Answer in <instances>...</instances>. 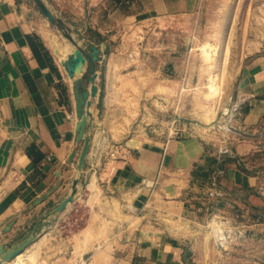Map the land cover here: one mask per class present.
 Returning <instances> with one entry per match:
<instances>
[{
  "label": "crops",
  "instance_id": "0c3cea01",
  "mask_svg": "<svg viewBox=\"0 0 264 264\" xmlns=\"http://www.w3.org/2000/svg\"><path fill=\"white\" fill-rule=\"evenodd\" d=\"M140 1L144 0L130 4ZM157 1L164 9L149 15L160 19L169 7L165 0ZM88 2L96 6L98 26L93 28L109 32L105 21L116 19L118 2ZM193 3L172 4L174 12H183ZM143 15L122 14L120 19L126 22ZM39 23L29 0H7L0 6V243L7 248L71 194L83 147L76 133L75 84ZM92 45L103 57L110 47L88 44ZM123 51L117 46L105 67L100 61L96 64L97 71L105 72L96 81L102 94L93 102L94 116L86 130L91 142L79 192L62 212L44 221L37 239L24 251L36 250L38 264H197L193 229L181 220L185 217L180 199L188 190L206 192L217 153L190 135L127 136L126 119L120 115L124 95L134 94L138 65L124 59ZM243 70L252 88L250 95H244L250 99L245 116L256 119L264 111V63L254 59ZM90 87L91 82L86 89ZM227 175L231 183L252 182L234 166H229ZM60 181L62 185L47 199L34 203Z\"/></svg>",
  "mask_w": 264,
  "mask_h": 264
},
{
  "label": "rangeland",
  "instance_id": "374dc122",
  "mask_svg": "<svg viewBox=\"0 0 264 264\" xmlns=\"http://www.w3.org/2000/svg\"><path fill=\"white\" fill-rule=\"evenodd\" d=\"M43 1L56 23L29 0L52 51L51 37L59 51L68 52L66 59L76 47L87 51L95 42L110 45L96 64L105 67L117 46L124 59L136 60V88L133 95H124L120 115L125 116L127 136L190 135L217 153L206 192L188 190L180 199L181 220L193 229L196 263L264 264V111L256 119L246 118L250 99L244 95L252 88L243 70L254 59L264 63V0H195L183 12H174L175 0H165L169 11L160 19L149 15L164 9L157 0L135 5L116 0L120 12L105 21L111 28L105 34L93 28L98 26L96 6L88 0ZM138 12L145 15L120 19ZM99 71L97 80L105 72ZM229 166L252 182L231 183ZM35 258L37 252L32 264H38Z\"/></svg>",
  "mask_w": 264,
  "mask_h": 264
},
{
  "label": "water",
  "instance_id": "95a60500",
  "mask_svg": "<svg viewBox=\"0 0 264 264\" xmlns=\"http://www.w3.org/2000/svg\"><path fill=\"white\" fill-rule=\"evenodd\" d=\"M36 8L41 11L52 23H56V17L47 7L43 0H35ZM74 45L78 44L74 42ZM91 53H88L81 47H76L72 50V54L66 59L62 65L65 67L68 76L74 79L75 92L77 97V115L78 123L76 125V133L78 141H83L82 151L77 164L78 175L74 180L73 189L71 194L62 201V203L52 212L47 213L42 219H40L33 229L27 231L18 241L14 242L9 248L5 244L0 243V264H6L14 260L18 255L22 254L38 237V233L43 226L44 221L48 220L52 215L62 212L68 203L73 202L82 180V172L86 156L90 149L91 136L86 132L88 125L90 124L94 114L92 111V105L96 98H100L102 91L97 84L98 72L96 71V61L100 60V50L92 45L90 47ZM88 63L91 64V68L87 69ZM91 72L90 90L86 89V77ZM76 149H74L70 155V163L75 164ZM62 185L60 181L55 188L46 193L44 196L39 197L34 201L35 204L41 203L44 199H47L54 191H56ZM11 229L9 225L6 231Z\"/></svg>",
  "mask_w": 264,
  "mask_h": 264
},
{
  "label": "bare ground",
  "instance_id": "6f19581e",
  "mask_svg": "<svg viewBox=\"0 0 264 264\" xmlns=\"http://www.w3.org/2000/svg\"><path fill=\"white\" fill-rule=\"evenodd\" d=\"M50 40H51V41H50L51 43H49V44L51 45V47H52V49H53V52L55 53V55H56V57H57L59 63H60L61 66H62V68L65 69V67L62 65V63L66 60L68 52L65 53V52H61V51H59V49H58V45H57V43L55 42V38H52V37H51ZM65 71H66V69H65ZM66 75H67V74H66ZM69 79H70V82H71V83L74 82L72 78L69 77ZM70 85H71V84H70ZM34 245H35V244H34ZM35 254H36V251H34V253L32 252V253H29V254H25V253L23 252L22 254L18 255L13 261L15 262V264H32V260L34 259ZM35 260H36V258H35ZM35 260H34V261H35Z\"/></svg>",
  "mask_w": 264,
  "mask_h": 264
},
{
  "label": "built area",
  "instance_id": "2783aa9c",
  "mask_svg": "<svg viewBox=\"0 0 264 264\" xmlns=\"http://www.w3.org/2000/svg\"><path fill=\"white\" fill-rule=\"evenodd\" d=\"M5 2H7V0H0V6Z\"/></svg>",
  "mask_w": 264,
  "mask_h": 264
},
{
  "label": "trees",
  "instance_id": "16d2710c",
  "mask_svg": "<svg viewBox=\"0 0 264 264\" xmlns=\"http://www.w3.org/2000/svg\"><path fill=\"white\" fill-rule=\"evenodd\" d=\"M98 36H99V37H100V36L102 37V35H101L100 33H98Z\"/></svg>",
  "mask_w": 264,
  "mask_h": 264
}]
</instances>
